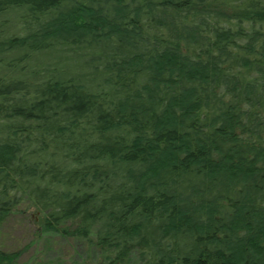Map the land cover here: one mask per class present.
<instances>
[{
    "label": "trees",
    "instance_id": "1",
    "mask_svg": "<svg viewBox=\"0 0 264 264\" xmlns=\"http://www.w3.org/2000/svg\"><path fill=\"white\" fill-rule=\"evenodd\" d=\"M40 242L264 264V0H0V264Z\"/></svg>",
    "mask_w": 264,
    "mask_h": 264
},
{
    "label": "rangeland",
    "instance_id": "2",
    "mask_svg": "<svg viewBox=\"0 0 264 264\" xmlns=\"http://www.w3.org/2000/svg\"><path fill=\"white\" fill-rule=\"evenodd\" d=\"M31 218L35 220V212H31ZM13 238L22 239L21 243H24L21 232H14ZM51 241H53L51 239ZM43 242L38 245V249H29L25 251L18 264H70V259L67 258V249L64 244L57 242L56 248L46 249V246H42ZM48 246V244H47ZM51 247V246H50ZM76 248V247H75ZM54 249V250H53ZM70 252V251H68ZM76 261V260H75Z\"/></svg>",
    "mask_w": 264,
    "mask_h": 264
}]
</instances>
